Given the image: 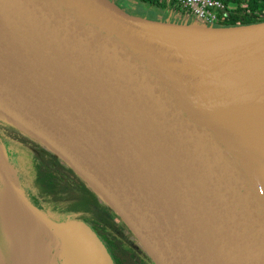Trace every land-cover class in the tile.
<instances>
[{
    "label": "water",
    "instance_id": "1",
    "mask_svg": "<svg viewBox=\"0 0 264 264\" xmlns=\"http://www.w3.org/2000/svg\"><path fill=\"white\" fill-rule=\"evenodd\" d=\"M0 102L18 116L0 108V122L70 168L152 264H264V22L0 0ZM0 186L61 264H114L89 225L54 221L24 196L1 141ZM17 243L15 263L34 264V242Z\"/></svg>",
    "mask_w": 264,
    "mask_h": 264
},
{
    "label": "trees",
    "instance_id": "2",
    "mask_svg": "<svg viewBox=\"0 0 264 264\" xmlns=\"http://www.w3.org/2000/svg\"><path fill=\"white\" fill-rule=\"evenodd\" d=\"M224 6L229 14L220 20L215 27H235L264 22V0H217ZM140 5L154 11L162 12L176 10L182 14L180 9L175 8L173 0H126L121 6L128 9V4ZM129 10V9H128ZM0 126L8 127L11 135L0 137L6 153L9 157L11 144H16V149L29 151L31 159H27L26 165L22 162L27 175L26 179L31 187L29 199L33 200L40 209L51 214L54 221H63L66 218L77 219L85 222L96 233L99 239L107 245L108 253L114 264H137L127 254V250L140 253L145 258L146 254L138 247L137 243L131 241V233L118 218L100 203L95 195L85 186L83 181L66 165L60 161L37 142L21 134L14 128L1 122ZM27 145V148L24 145ZM21 152V151H20ZM19 156L26 157L19 153ZM10 158V157H9ZM18 183L21 187L22 175L18 166L10 158ZM52 207L53 211L49 208ZM127 247L129 249H127ZM0 250L5 253V234L0 222Z\"/></svg>",
    "mask_w": 264,
    "mask_h": 264
},
{
    "label": "rangeland",
    "instance_id": "3",
    "mask_svg": "<svg viewBox=\"0 0 264 264\" xmlns=\"http://www.w3.org/2000/svg\"><path fill=\"white\" fill-rule=\"evenodd\" d=\"M119 4H125L126 5V0H114ZM134 3H130L128 4L130 7H128L129 11L132 12L135 16H137V18L139 19H145V20H155L157 21V19L161 18L162 20H170V21H174L177 23H182L183 21H187V22H192L193 18H182L180 17V15L176 14V13H171L168 11H162V12H158V11H154L150 8H147L145 6H141L140 5H136L133 6ZM1 124V122H0ZM1 127V126H0ZM8 128V127H4ZM8 131V130H7ZM9 132V131H8ZM7 134V133H6ZM17 145L11 144L10 149H12L13 153H9V157L13 160L14 164H16L18 166L19 172L22 175V179H24L25 181L22 183L21 188H22V192L24 193V196L26 198L29 199V194L31 190L30 184L29 182H27V177L29 175H27L25 169L23 168L26 165L27 159H31V155L30 154V150L29 151H24L23 150H18L16 149ZM27 148V145H24ZM28 149V148H27ZM19 153H21L22 155H26V157H21L19 156ZM22 162H24V166L22 165ZM29 162V161H27ZM1 189V186H0ZM3 196H4V192L3 189L0 191V216H1V220L3 222L4 228L6 230L7 233V237H8V244H9V249L10 251L9 253V258L6 259L4 263L6 264H16L15 260H14V254L15 252H13L11 249V246L13 247L14 243H12L13 241H15V239H18L21 241V244L23 245L24 249L27 250L28 248H30L31 243H33V239H34V229L28 224V222L26 221V219L21 218L20 214L17 210H15L13 208V206L9 203L6 204V208L8 210V212H2V200H3ZM30 202L32 204H34L31 200ZM35 205V204H34ZM52 211V207H49ZM51 215V214H50ZM131 241H133V237L131 236L130 238ZM38 244L39 247L41 248L40 251H44L46 253V255H41L43 260V264H61V260L60 258H58V256H56L55 254L51 253L49 254V249L51 248L50 246V239L48 238L47 235H45L44 233H41V236L39 237L38 240ZM127 249H129L127 247ZM127 252H129L132 256L135 257V254L133 253V250H127ZM41 253V252H40ZM148 261V260H147ZM150 264V263H149Z\"/></svg>",
    "mask_w": 264,
    "mask_h": 264
},
{
    "label": "built area",
    "instance_id": "4",
    "mask_svg": "<svg viewBox=\"0 0 264 264\" xmlns=\"http://www.w3.org/2000/svg\"><path fill=\"white\" fill-rule=\"evenodd\" d=\"M167 2L171 0H166ZM175 8L180 9L182 14L176 10L169 12L176 13L182 18H193L208 26L217 25L220 20L228 17L225 6L217 0H173ZM222 17V19L220 18Z\"/></svg>",
    "mask_w": 264,
    "mask_h": 264
},
{
    "label": "bare ground",
    "instance_id": "5",
    "mask_svg": "<svg viewBox=\"0 0 264 264\" xmlns=\"http://www.w3.org/2000/svg\"><path fill=\"white\" fill-rule=\"evenodd\" d=\"M0 108L1 109H4V110H7L8 112H10V114L12 113V111L10 109H8V107H6L5 104H3L1 102H0ZM13 116L16 117V118H18V116L15 115V114H13ZM22 119H20L18 123L21 124L22 126H24L29 131H31L33 133H36V132H34L33 127L32 126L30 127ZM6 202H9L13 206V208L19 212L21 218H24L25 217V219L28 222V224L34 229L33 230L34 231V239H33V242H34V246H35V250H34V264H43V260L44 259H42V256L41 255H45V253H44V251H40L41 248L39 247V244H38V240H39V237L41 236V233H44L43 232V229L37 223V221L35 220L34 216L28 210H26L25 207L19 201H17L15 198H13L12 196H10L8 193H4V197H3V200H2V207H1L2 208V212H5V213L8 212V210L6 208ZM12 243H14V245H13V247L11 246V249H13V250L16 249L17 250L18 249L17 239H15V241H13Z\"/></svg>",
    "mask_w": 264,
    "mask_h": 264
},
{
    "label": "flooded vegetation",
    "instance_id": "6",
    "mask_svg": "<svg viewBox=\"0 0 264 264\" xmlns=\"http://www.w3.org/2000/svg\"><path fill=\"white\" fill-rule=\"evenodd\" d=\"M5 127V126H4ZM4 127H0V137H3L4 135H11V131L8 129V128H5L4 129ZM9 132H8V131ZM7 133V134H6ZM9 150H10V152L9 153H13L12 151V149H10V148H8ZM25 180L24 179H22V182H21V185H22V183L24 182ZM30 191V194H29V197L30 196H32L31 195V190H29ZM31 201L33 202V200L31 199ZM35 204V203H34ZM35 206H37L36 204H35ZM38 207V206H37ZM38 208H40V207H38ZM103 242V241H102ZM103 244H104V246L106 247V249H107V245L105 244V242H103ZM108 251V250H107ZM133 253L135 254V257L134 256H132L129 252H127V254L129 255V256H131L133 259H134V262L135 263H137V264H152V262L148 259V258H145L143 255H141L140 253H138V252H135V251H133ZM148 260V261H147Z\"/></svg>",
    "mask_w": 264,
    "mask_h": 264
}]
</instances>
